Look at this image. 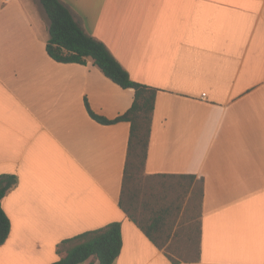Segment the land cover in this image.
Masks as SVG:
<instances>
[{
    "label": "crops",
    "instance_id": "crops-1",
    "mask_svg": "<svg viewBox=\"0 0 264 264\" xmlns=\"http://www.w3.org/2000/svg\"><path fill=\"white\" fill-rule=\"evenodd\" d=\"M36 1L0 0V176L17 177L0 264H53L61 242L114 222V264H264V0H61L133 81L160 90L142 184L156 212L141 195L135 214L157 215L163 249L120 206L130 123L99 124L85 105L114 120L134 90L91 60L54 61ZM168 180L187 183L191 204Z\"/></svg>",
    "mask_w": 264,
    "mask_h": 264
},
{
    "label": "trees",
    "instance_id": "trees-1",
    "mask_svg": "<svg viewBox=\"0 0 264 264\" xmlns=\"http://www.w3.org/2000/svg\"><path fill=\"white\" fill-rule=\"evenodd\" d=\"M39 2L50 20V38L46 50L54 61L63 64L88 65L91 60L107 78L121 88L134 90L132 107L114 120L95 114L87 100L85 105L90 117L99 124L130 123L131 132L120 206L145 235L157 247L163 249L169 238L165 239L162 236L157 215L152 217L153 222L149 225L146 217H139L135 214L138 210L136 202L141 199V195L144 197L141 204L143 213H147L148 210H153L154 214L156 212L153 203L145 199L148 196V191L143 189L142 184L149 156L156 100L160 90L133 81L128 71L115 58L106 44L89 35L77 23L71 10L61 0H39ZM154 177L165 176H150L148 179ZM16 184V176H0V246L7 241L11 233V221L3 209V200ZM122 250V224L114 222L61 242L58 245V253L64 254V256L53 264H84L93 257L100 264H114ZM168 257L173 263L180 262L170 255ZM199 258L200 254L191 255L181 258V261L196 262L199 261Z\"/></svg>",
    "mask_w": 264,
    "mask_h": 264
},
{
    "label": "rangeland",
    "instance_id": "rangeland-1",
    "mask_svg": "<svg viewBox=\"0 0 264 264\" xmlns=\"http://www.w3.org/2000/svg\"><path fill=\"white\" fill-rule=\"evenodd\" d=\"M171 183H173L171 180L166 181V189H167L169 195L172 196V199L173 198L176 199L178 197H182V192H183V206H185L188 202L191 204L192 197H191V194H190V191H189L190 189L186 185L187 183H185V184L183 183V190H181L179 187H177V188L172 187ZM197 195H199V194H197ZM189 199H190V201H189Z\"/></svg>",
    "mask_w": 264,
    "mask_h": 264
},
{
    "label": "built area",
    "instance_id": "built-area-1",
    "mask_svg": "<svg viewBox=\"0 0 264 264\" xmlns=\"http://www.w3.org/2000/svg\"><path fill=\"white\" fill-rule=\"evenodd\" d=\"M8 1V0H7ZM204 96H206V95H204Z\"/></svg>",
    "mask_w": 264,
    "mask_h": 264
}]
</instances>
